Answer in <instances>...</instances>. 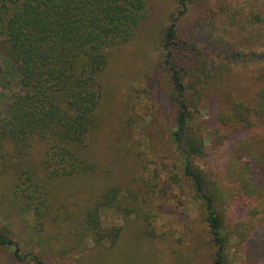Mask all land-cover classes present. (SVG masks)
Masks as SVG:
<instances>
[{"label": "trees", "instance_id": "trees-1", "mask_svg": "<svg viewBox=\"0 0 264 264\" xmlns=\"http://www.w3.org/2000/svg\"><path fill=\"white\" fill-rule=\"evenodd\" d=\"M195 1L178 0L180 9L157 42L172 83L171 138L208 227L213 264H233V241L245 243L264 221V133L208 150L207 129L196 115L203 91L219 85L218 71L226 66L215 74L216 65L182 74L177 65L178 22ZM148 17L147 0H0V101H6L0 176L14 197L11 211L31 215L34 228L27 250L4 230L0 245L19 263L45 264L61 231H69L71 251L89 240L97 260L118 247L124 228L105 226L103 217L108 209L123 208V187L101 188L89 148L103 125L101 76ZM250 55L257 89L225 102L215 125L226 128L224 137L229 130L264 126V53ZM244 56L230 53L228 59L238 64ZM235 210L245 219L231 224Z\"/></svg>", "mask_w": 264, "mask_h": 264}, {"label": "rangeland", "instance_id": "rangeland-1", "mask_svg": "<svg viewBox=\"0 0 264 264\" xmlns=\"http://www.w3.org/2000/svg\"><path fill=\"white\" fill-rule=\"evenodd\" d=\"M147 3L149 17L137 37L112 54L101 76L103 125L89 148L100 168L101 188L109 184L123 187V208L108 209L103 217L105 226H123L120 243L97 260L89 240L82 250L71 251L70 233L61 231L58 240L53 238L50 244L54 254L46 251L45 264H213L208 227L171 138L172 83L157 42L158 32L178 13L180 4L178 0ZM177 40L176 62L182 74L216 65L212 68L215 74L219 65L226 66L218 71L219 85L203 91L201 112L196 115L207 129L208 150L254 132L264 133V126L239 131L227 128L229 134L224 137L226 128H215L227 100L246 99L247 92L251 95L257 89L250 54L264 53V0H197L179 20ZM230 53L245 56L236 64L228 59ZM5 103L0 101V116ZM6 184L0 176V231L8 232L27 250L24 244L33 235V218L11 211L14 197L8 194ZM244 219L243 211H232L231 224ZM231 254L233 264H264V221L245 243L234 240ZM0 264L21 263L0 245Z\"/></svg>", "mask_w": 264, "mask_h": 264}]
</instances>
